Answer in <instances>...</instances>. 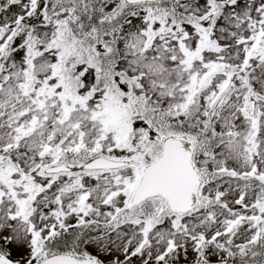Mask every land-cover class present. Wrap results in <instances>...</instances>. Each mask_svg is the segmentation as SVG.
Returning a JSON list of instances; mask_svg holds the SVG:
<instances>
[{
    "label": "snow or ice",
    "instance_id": "snow-or-ice-1",
    "mask_svg": "<svg viewBox=\"0 0 264 264\" xmlns=\"http://www.w3.org/2000/svg\"><path fill=\"white\" fill-rule=\"evenodd\" d=\"M0 264H264V0H0Z\"/></svg>",
    "mask_w": 264,
    "mask_h": 264
}]
</instances>
